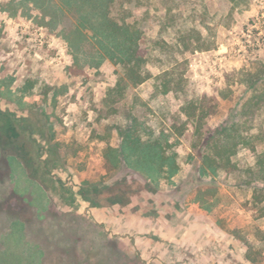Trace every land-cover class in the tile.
Instances as JSON below:
<instances>
[{
    "label": "rangeland",
    "instance_id": "obj_1",
    "mask_svg": "<svg viewBox=\"0 0 264 264\" xmlns=\"http://www.w3.org/2000/svg\"><path fill=\"white\" fill-rule=\"evenodd\" d=\"M111 14L141 29L150 74L121 97L108 96L119 66L75 12L0 0V91L33 82L23 108L51 124L23 137L20 153L0 136V264H264L260 140L238 146L231 171L200 165L223 125L264 129V104L244 107L245 75L264 69V0H114ZM128 115L168 137L176 173L146 181L123 161L106 168ZM122 178L153 192L100 209L78 195L83 182Z\"/></svg>",
    "mask_w": 264,
    "mask_h": 264
},
{
    "label": "trees",
    "instance_id": "obj_2",
    "mask_svg": "<svg viewBox=\"0 0 264 264\" xmlns=\"http://www.w3.org/2000/svg\"><path fill=\"white\" fill-rule=\"evenodd\" d=\"M29 1L31 0H19V3L25 4ZM58 1L61 8L76 13V24L80 29L91 31L92 38L96 41L102 57L119 66L121 73L108 90V96L121 97L126 90L141 85L150 76L148 70L145 69V59L139 47L141 29L134 23L126 21L125 18L118 19L112 16L111 5L114 0ZM261 71L262 73L258 70L254 74L245 75L250 96L244 107H247L249 111L252 106L264 104V69ZM33 87L34 83L27 81L13 93L5 87L6 92L3 91L6 96L0 91V136L12 142L17 153L26 147L24 138L30 139L35 127L42 124L47 130L51 129L48 114L28 107L23 108L22 98L30 95ZM194 111L195 108L190 109L188 106L187 116H193ZM249 114L252 115L253 111ZM201 118L202 115H198V121ZM244 124V122L232 121L214 132L210 149L201 157V169L212 174H216L219 170L235 169L233 157L238 146L248 145L256 137L260 140L262 148L256 159L258 168L255 176L264 182V129L260 128L252 134L243 130ZM119 137L118 147L107 146L105 150L104 160L107 169H117L123 161L127 167L140 172L146 181L148 179L155 181L156 176L161 172L168 177L177 172L178 165L174 153L168 154L165 150L170 145L168 137L162 133L154 134L135 116L128 115L126 125L119 131ZM51 138L50 133L47 139ZM142 190L153 192L147 183L136 188L122 178L106 184L100 181L83 182L78 195L83 201L97 209L105 206L109 208L127 207L131 203V196Z\"/></svg>",
    "mask_w": 264,
    "mask_h": 264
},
{
    "label": "flooded vegetation",
    "instance_id": "obj_3",
    "mask_svg": "<svg viewBox=\"0 0 264 264\" xmlns=\"http://www.w3.org/2000/svg\"><path fill=\"white\" fill-rule=\"evenodd\" d=\"M0 146H1L0 148H2V149H3V145H2V144H0ZM2 159H3V158H0V161H2Z\"/></svg>",
    "mask_w": 264,
    "mask_h": 264
}]
</instances>
